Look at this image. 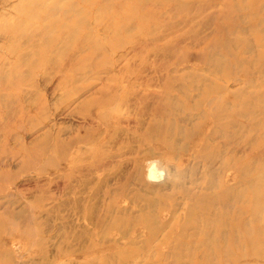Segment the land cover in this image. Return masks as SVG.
<instances>
[{
  "label": "rangeland",
  "instance_id": "374dc122",
  "mask_svg": "<svg viewBox=\"0 0 264 264\" xmlns=\"http://www.w3.org/2000/svg\"><path fill=\"white\" fill-rule=\"evenodd\" d=\"M263 126L264 0H0V264H264Z\"/></svg>",
  "mask_w": 264,
  "mask_h": 264
},
{
  "label": "bare ground",
  "instance_id": "6f19581e",
  "mask_svg": "<svg viewBox=\"0 0 264 264\" xmlns=\"http://www.w3.org/2000/svg\"><path fill=\"white\" fill-rule=\"evenodd\" d=\"M140 1V0H139ZM160 1H166V0H160ZM174 2L176 1V0H173ZM108 2V1H107ZM172 2V1H171ZM121 3V2H120ZM107 4L108 3H105L104 2V8L103 9H106L107 8ZM140 3L138 2V1H134V3H133V6H134V10H136V7H137V5H139ZM142 4V3H141ZM57 4H55V6H56ZM55 6H53V10H54V7ZM55 10H56V8H55ZM134 10H132L131 12H128V14L129 15H133V13L135 12ZM145 19V18H144ZM122 20V19H121ZM122 22V21H121ZM119 23V22H118ZM114 25V24H113ZM124 26V25H123ZM261 26H263V23L261 24ZM122 27V26H121ZM119 29H120V27H119ZM121 30V29H120ZM209 66V65H208ZM206 93V92H205ZM208 93V92H207ZM204 98V97H203ZM221 107V106H220ZM225 107V106H224ZM243 114V113H242ZM245 114V113H244ZM247 115V114H246ZM248 118H250V116H248ZM251 118H252V120H253V117L251 116ZM250 120V119H249ZM229 121V120H228ZM251 121V120H250ZM219 123V122H218ZM223 123H225V121L223 122ZM220 124V123H219ZM264 127V126H263ZM233 128V127H232ZM210 135H211V133H210ZM210 135H208V137L210 136ZM245 142V141H244ZM201 148V147H200ZM235 153H236V151H235ZM232 162V161H231ZM233 162H234V159H233ZM239 162V161H238ZM241 162V161H240ZM237 163V162H236ZM242 163V162H241ZM229 164V163H228ZM234 164V163H233ZM243 166V165H242ZM249 166H250V161H248V162H246V165L244 166V167H242L241 168V170H240V182H242V181H244V180H248L249 179V177H250V170H249ZM154 169V168H153ZM153 169H152V171H153ZM155 170V169H154ZM151 171V172H152ZM155 172H157V171H154V173ZM186 175V174H185ZM160 176V175H159ZM239 177V176H238ZM157 179V178H156ZM254 184H255V181L254 180H251V181H249V182H247V187L249 188V189H253V187H254ZM241 185V184H240ZM236 187H239V186H233V187H231V188H229V189H224V190H222L221 191V193H220V195L222 196V198H221V196H219L218 197V195H217V199L214 197L213 198V201H215V202H217L218 204H220V205H222V206H226L227 207V205L229 204V202H232V201H235V202H237V201H240L241 199H240V197H238V196H234L233 195V193H236L237 191L236 190H234ZM243 190V189H242ZM242 190H240V191H238L239 193H241L242 192ZM241 196V195H240ZM219 199V200H218ZM242 201V200H241ZM189 212V215H193L190 211H188ZM172 213H173V211H172ZM209 213V212H208ZM208 213H204L205 215L206 214H208ZM242 214V213H241ZM190 217V216H189ZM238 217V216H237ZM253 222L255 221H257L258 219H257V216L254 214L253 215ZM194 220V219H193ZM192 220V221H193ZM219 220V219H218ZM188 221V220H187ZM220 221H222V219L220 220ZM190 223V222H189ZM187 224V223H183L182 224V226H181V230L182 231H184V230H186L188 227H190V224ZM220 223V222H219ZM218 223V224H219ZM222 225V224H221ZM195 228H197V226H195ZM228 228V227H227ZM227 228L225 229L226 231H227ZM210 231V230H209ZM221 231H223V230H221ZM215 232V231H214ZM201 233V232H200ZM212 233V232H211ZM224 234V232L222 233V235ZM153 235V234H152ZM213 236H219V235H221V232H215L214 234H212ZM252 243V242H251ZM208 244H206V246H207ZM218 247V246H217ZM236 249V248H235ZM214 253V252H213ZM214 256V255H213ZM217 263V262H216Z\"/></svg>",
  "mask_w": 264,
  "mask_h": 264
}]
</instances>
